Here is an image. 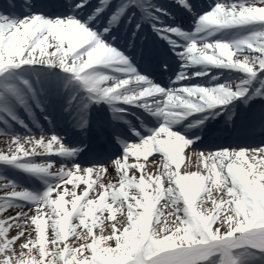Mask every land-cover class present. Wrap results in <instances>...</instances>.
I'll list each match as a JSON object with an SVG mask.
<instances>
[{
	"label": "snow or ice",
	"instance_id": "1",
	"mask_svg": "<svg viewBox=\"0 0 264 264\" xmlns=\"http://www.w3.org/2000/svg\"><path fill=\"white\" fill-rule=\"evenodd\" d=\"M0 138V264H264V0H4Z\"/></svg>",
	"mask_w": 264,
	"mask_h": 264
},
{
	"label": "bare ground",
	"instance_id": "2",
	"mask_svg": "<svg viewBox=\"0 0 264 264\" xmlns=\"http://www.w3.org/2000/svg\"><path fill=\"white\" fill-rule=\"evenodd\" d=\"M208 0H206V2L204 3H207ZM237 57L234 56L233 59L235 60ZM7 149V144L5 143L4 139L3 138H0V152H5ZM158 154H154V156H157ZM153 159V157H149V159L146 161L143 157L140 158V163L143 165V168H142V172L145 176L147 175H156L158 174V166L154 165L153 163H151V160ZM37 162H40V159L38 158ZM134 161L133 160H129L128 163H133ZM60 167L59 163H57L55 165V168L53 170H56L57 167ZM182 168H184L185 170L187 171H197V170H200L202 173H203V165H198L197 161H196V158L195 156L192 157V161L190 164H188L187 162L182 164ZM140 172H137L135 173L136 175V178L139 179V176H140ZM133 175L132 173H129V176ZM89 179L93 180L95 183L93 184L92 188L89 190V195H88V198H91V199H95L97 198V194L99 193L100 191V188H99V184L101 183H104V184H107L109 182L113 183V184H116L118 186V179L115 178V174L114 172L112 173H108L107 175L105 174H101L99 178L96 177V175H93L91 177H89ZM83 183L82 182H79L77 184V187H76V192L77 194H80L81 192H83L84 188L83 187ZM68 190L71 191L72 190V186L71 185H68ZM216 192L215 190L213 189L212 191V197L211 199H216ZM70 197H66V200H69ZM69 208H70V205H69ZM203 208L205 209H210L211 208V203H205L203 205ZM107 214L105 213V216ZM165 217L167 218V226L168 227H174V224L172 223L173 221V217H170V216H167V212L165 211ZM120 221L119 218H117V227L120 226V223L118 222ZM105 223L107 224L108 222L105 221ZM94 231L97 232V234H99V229H94ZM105 234H108V233H105ZM69 243L72 244L74 243V240L73 238L70 237L69 239Z\"/></svg>",
	"mask_w": 264,
	"mask_h": 264
},
{
	"label": "rangeland",
	"instance_id": "3",
	"mask_svg": "<svg viewBox=\"0 0 264 264\" xmlns=\"http://www.w3.org/2000/svg\"><path fill=\"white\" fill-rule=\"evenodd\" d=\"M119 223H120V221H118ZM105 233H107V232H105Z\"/></svg>",
	"mask_w": 264,
	"mask_h": 264
}]
</instances>
